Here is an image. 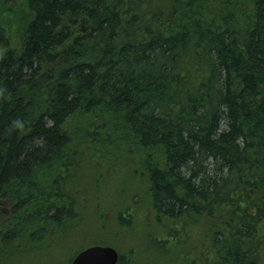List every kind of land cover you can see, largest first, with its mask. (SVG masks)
<instances>
[{"label":"trees","instance_id":"1","mask_svg":"<svg viewBox=\"0 0 264 264\" xmlns=\"http://www.w3.org/2000/svg\"><path fill=\"white\" fill-rule=\"evenodd\" d=\"M8 13L0 264L114 245L91 230L129 238L118 264H264V0H24Z\"/></svg>","mask_w":264,"mask_h":264},{"label":"rangeland","instance_id":"2","mask_svg":"<svg viewBox=\"0 0 264 264\" xmlns=\"http://www.w3.org/2000/svg\"><path fill=\"white\" fill-rule=\"evenodd\" d=\"M22 1H24V0H0V24L2 25L4 23L3 26L7 27L6 38H8V36L11 35V36H9L7 41L3 42L0 45V53H2L7 48L14 45V41H18L16 38L15 31H14V30H17L16 21L14 19V16L10 15V13H8V12H12V10L16 9L22 3ZM7 22H9L11 25L8 26ZM104 193H106V192H104ZM113 193L107 192L108 195H106V197L108 196L109 198L108 197L107 198L112 199L113 201L116 200V196ZM143 213H144V210L140 209L138 212L137 221L135 222L136 226L140 227V228H142V226H144L145 222L147 223L148 218H149V216H146L147 213L145 214V217H144ZM95 220L97 223V219H95ZM94 223H95L94 219H91V224L88 225L87 227H91V226L93 227ZM158 231L160 233V230H158ZM93 232L94 231H92V230L90 232H85V235L87 236L86 240H90V239H95L97 241L105 240V242L108 244H114L113 245V246H115L114 248H117L120 251V253H122L123 255L127 254L128 250L131 247V243L129 242V238L127 239V237L117 238V237L113 236L112 234H110V235H108V234H92ZM90 243H91V241H90ZM77 250H78V248L74 249V251H72V252L66 251L68 255L65 253L66 256L58 264H69L72 256L74 255V253ZM196 250H197V248L194 249L193 254L195 253ZM57 259H58V256L56 258H54V255L44 256L41 258L39 264H49L52 261H54V263H57ZM164 264H168V263H164Z\"/></svg>","mask_w":264,"mask_h":264},{"label":"water","instance_id":"3","mask_svg":"<svg viewBox=\"0 0 264 264\" xmlns=\"http://www.w3.org/2000/svg\"><path fill=\"white\" fill-rule=\"evenodd\" d=\"M119 253L111 246L94 245L79 252L71 264H118Z\"/></svg>","mask_w":264,"mask_h":264},{"label":"bare ground","instance_id":"4","mask_svg":"<svg viewBox=\"0 0 264 264\" xmlns=\"http://www.w3.org/2000/svg\"><path fill=\"white\" fill-rule=\"evenodd\" d=\"M145 1V0H144ZM110 5V4H109ZM161 6H162V4H161ZM214 6H216V5H214ZM233 6V5H232ZM204 7V6H203ZM205 7H207V6H205ZM234 7V6H233ZM231 8V7H230ZM208 9V8H207ZM232 9V8H231ZM161 10V9H160ZM199 10V9H198ZM219 10V9H218ZM159 13V12H158ZM205 13H207V11L205 12ZM213 13V12H212ZM204 14V13H203ZM145 17V16H144ZM231 19V18H230ZM149 22V21H148ZM82 23V22H81ZM121 24V23H120ZM166 25V24H165ZM180 25V24H179ZM80 27V26H79ZM118 29V28H117ZM131 29V28H130ZM177 31V30H176ZM180 31V30H179ZM229 31V30H228ZM216 32V31H215ZM4 33V32H3ZM73 33V32H72ZM78 35V34H77ZM130 35V34H129ZM134 36V35H133ZM127 38V37H126ZM3 40V39H2ZM154 41V40H153ZM5 42V41H4ZM120 42V41H119ZM193 42V41H192ZM23 45V44H22ZM15 46V45H14ZM59 49V48H58ZM131 50V49H130ZM4 52V51H3ZM21 54V53H20ZM152 64V63H151ZM158 64V63H157ZM149 67V66H148ZM197 76V75H196ZM186 81V80H185ZM198 86V85H197ZM43 93V92H42ZM181 93V92H180ZM153 94V93H152ZM188 95V94H187ZM166 98V97H165ZM205 98V97H204ZM158 99V98H157ZM197 99V98H196ZM198 100V99H197ZM204 100V99H203ZM168 101V100H167ZM43 102H41V104H42ZM192 110V109H191ZM68 117V116H67ZM113 118H114V116H113ZM180 118V117H179ZM186 118V117H185ZM183 123V122H182ZM66 130V129H65ZM124 134V133H123ZM84 137V136H83ZM122 137V136H121ZM76 138V137H75ZM73 139V138H72ZM66 142V141H65ZM74 142V141H73ZM85 142V141H84ZM70 143V142H69ZM68 146V145H67ZM65 147V146H64ZM70 147V146H69ZM156 147V146H155ZM152 149V148H151ZM64 150V149H63ZM156 150V149H155ZM159 150V149H158ZM70 152V151H69ZM89 152H90V150H89ZM252 153V152H251ZM67 154V153H66ZM86 154V153H85ZM92 154V153H91ZM96 154V153H95ZM80 156V155H79ZM76 157V156H75ZM89 157V156H88ZM71 158V157H70ZM91 159V158H90ZM156 162V161H155ZM94 163V162H93ZM92 164V163H91ZM84 165V164H83ZM88 165V164H87ZM94 165H95V163H94ZM75 167V166H74ZM86 167V166H85ZM106 167V166H105ZM108 167V166H107ZM157 167V166H156ZM113 168V167H112ZM104 169V168H103ZM114 169V168H113ZM122 170V169H121ZM124 170V169H123ZM52 171V170H51ZM87 171V170H86ZM105 171V170H104ZM120 173V172H119ZM112 174V173H111ZM56 175V174H55ZM82 175V174H81ZM90 175V174H89ZM94 175H95V173H94ZM58 176V175H57ZM35 177V176H34ZM54 178V177H53ZM227 178H228V176H227ZM56 179V178H55ZM65 181V180H64ZM54 182V181H53ZM47 186L49 185V184H46ZM59 185V184H58ZM57 185V186H58ZM62 186V185H61ZM70 186H71V184H70ZM46 187V186H45ZM114 187V186H113ZM118 188V187H117ZM55 189V188H54ZM62 189V188H61ZM65 189V188H64ZM63 190V189H62ZM49 193V192H48ZM62 194V193H61ZM116 207V206H115ZM118 208V207H117ZM91 211V210H90ZM89 212V211H88ZM113 212V211H112ZM123 214V213H122ZM125 214V213H124ZM159 217V216H158ZM164 220V219H163ZM246 222H247V220H246ZM251 222V221H250ZM250 225V224H249ZM245 226H247V225H245ZM252 226V225H251ZM253 227V226H252ZM57 233V232H56ZM73 234V233H72ZM224 236V235H223ZM114 247V246H113ZM19 253V252H18ZM21 255V254H20ZM22 256V255H21ZM7 257V256H6ZM8 258V257H7ZM229 258V257H228ZM16 259V258H15ZM134 259V258H133ZM131 260V259H130ZM229 260V259H228ZM22 261V260H21ZM231 264V263H230Z\"/></svg>","mask_w":264,"mask_h":264},{"label":"flooded vegetation","instance_id":"5","mask_svg":"<svg viewBox=\"0 0 264 264\" xmlns=\"http://www.w3.org/2000/svg\"><path fill=\"white\" fill-rule=\"evenodd\" d=\"M119 259H120V254H119Z\"/></svg>","mask_w":264,"mask_h":264}]
</instances>
